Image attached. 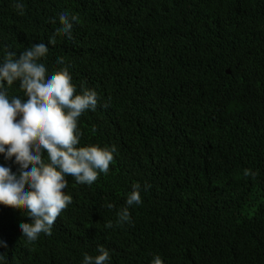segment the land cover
I'll return each mask as SVG.
<instances>
[{
  "label": "trees",
  "instance_id": "trees-1",
  "mask_svg": "<svg viewBox=\"0 0 264 264\" xmlns=\"http://www.w3.org/2000/svg\"><path fill=\"white\" fill-rule=\"evenodd\" d=\"M23 2L0 0V60L55 33L49 70L65 57L77 91L99 97L81 145L117 151L91 186L68 176L51 235L29 242L24 209L0 205L4 264H81L100 244L111 264H264V0ZM61 9L78 16L74 39L56 32ZM137 182L150 187L133 223L107 228Z\"/></svg>",
  "mask_w": 264,
  "mask_h": 264
},
{
  "label": "clouds",
  "instance_id": "clouds-1",
  "mask_svg": "<svg viewBox=\"0 0 264 264\" xmlns=\"http://www.w3.org/2000/svg\"><path fill=\"white\" fill-rule=\"evenodd\" d=\"M15 7L23 14V0H15ZM51 19L54 23L56 17ZM59 19L56 32L74 39L78 16L61 9ZM55 42L54 33L48 43H33L19 54L5 45L8 50L0 60V155L7 162H0V205L24 209L30 220H21L19 227L29 242L39 239L41 233L51 235L57 217L73 202V196L65 191L68 176L77 184L91 186L101 173L109 172L117 151L115 145H81L80 117L87 110H96L98 93L83 85L77 91L70 64L63 56L56 59L61 67L49 70L46 57L49 44ZM16 82L22 95L10 94ZM244 174L254 173L245 169ZM148 187L133 184L115 221L108 220L106 227L133 223L131 208L143 203L142 190ZM102 207L117 208L107 200ZM0 247L7 248L6 239L0 238ZM6 259V253L0 252V264ZM111 260L110 249L100 244L98 254H83L81 264H111ZM150 264H164V260L155 254Z\"/></svg>",
  "mask_w": 264,
  "mask_h": 264
}]
</instances>
